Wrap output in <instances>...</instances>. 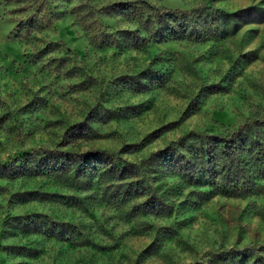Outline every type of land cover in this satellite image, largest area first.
<instances>
[{
  "label": "rangeland",
  "instance_id": "1",
  "mask_svg": "<svg viewBox=\"0 0 264 264\" xmlns=\"http://www.w3.org/2000/svg\"><path fill=\"white\" fill-rule=\"evenodd\" d=\"M135 1L0 0V264H264V0L143 47ZM91 151L138 177L40 171Z\"/></svg>",
  "mask_w": 264,
  "mask_h": 264
},
{
  "label": "trees",
  "instance_id": "2",
  "mask_svg": "<svg viewBox=\"0 0 264 264\" xmlns=\"http://www.w3.org/2000/svg\"><path fill=\"white\" fill-rule=\"evenodd\" d=\"M113 7L117 8L114 9L116 13H120L136 27L133 33L135 35L134 47H143L148 43L185 40L194 37L200 29L198 12L200 13L201 8L184 12L165 11L142 0L121 3ZM247 126L240 128L237 134L241 135ZM174 161L173 163L181 167L177 156ZM40 165V171H53L59 174L73 171L74 176H79L89 170L101 169L102 175L113 176L117 181L138 177L134 165L124 163L115 156L101 151L46 153L40 160ZM142 190L138 185L135 187V191L141 192Z\"/></svg>",
  "mask_w": 264,
  "mask_h": 264
}]
</instances>
